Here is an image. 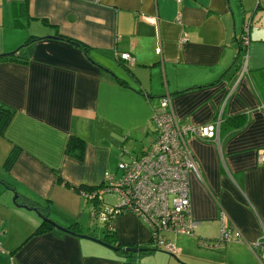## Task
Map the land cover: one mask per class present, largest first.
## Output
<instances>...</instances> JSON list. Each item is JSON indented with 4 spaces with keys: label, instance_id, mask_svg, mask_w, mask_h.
<instances>
[{
    "label": "crops",
    "instance_id": "1",
    "mask_svg": "<svg viewBox=\"0 0 264 264\" xmlns=\"http://www.w3.org/2000/svg\"><path fill=\"white\" fill-rule=\"evenodd\" d=\"M243 34L248 42L238 53ZM123 51L132 62L117 57ZM232 61L246 72L224 74ZM259 79L264 0H0V102L13 109L0 134V264H154L156 257L159 264H264V250L251 245L264 224ZM164 95L181 122L220 116L217 140L185 135L200 173H187L193 233L165 232L176 247L167 255L153 248L137 215H115L113 242L149 240V261L123 259L55 227L25 239L41 219L21 203L95 235L93 203L79 190L112 171L113 156L130 158L150 145L151 112ZM70 135L83 139L82 159L66 153ZM11 148L18 152L5 169ZM221 210L231 237L215 246L205 237Z\"/></svg>",
    "mask_w": 264,
    "mask_h": 264
},
{
    "label": "built area",
    "instance_id": "2",
    "mask_svg": "<svg viewBox=\"0 0 264 264\" xmlns=\"http://www.w3.org/2000/svg\"><path fill=\"white\" fill-rule=\"evenodd\" d=\"M247 42L245 35H241L239 44L244 47ZM117 57L132 62L128 52H120ZM218 118L219 114L213 121L202 124L181 122L174 114L168 96L161 97L151 112L155 136L150 145L139 155L119 159L116 166L120 174L117 177L104 170L102 180L96 186L80 189L79 193L86 199H98L97 218L109 220L106 228H112L115 215L130 211L146 224L149 239L156 248L174 252V243L164 233L192 234L197 224L190 211L187 173L194 171L198 176L200 173L185 135L190 133L199 138L217 140ZM255 156L258 162L264 163V144L256 148ZM110 190L120 196L119 204L102 200V195ZM225 219L221 210L215 246L231 237V225L227 226ZM235 234L239 239V233ZM199 242L204 244L202 239ZM251 245L264 250V224L260 236Z\"/></svg>",
    "mask_w": 264,
    "mask_h": 264
},
{
    "label": "trees",
    "instance_id": "3",
    "mask_svg": "<svg viewBox=\"0 0 264 264\" xmlns=\"http://www.w3.org/2000/svg\"><path fill=\"white\" fill-rule=\"evenodd\" d=\"M58 36L60 38L66 39V40H68V41H70L72 43H76L79 46L83 47V44L79 43L77 40L70 39V38L65 37L63 35H60V34ZM239 39H240V37H239ZM242 51H243V47L239 44V41H238V50H237V52L239 53V52H242ZM258 84L264 86V80L261 81V79H259L258 80ZM12 112H13V109L9 105L0 102V134H2V132L4 131V128H5L6 124H7V122L9 121ZM83 147H84V143H83V139L81 137H79L77 135H70L68 140H67V144L65 146V151H66L67 154H69V155H71L73 157H76L77 159H82V157H83ZM17 152H18V149H15V148H11L7 152L6 156L4 157V159L2 161V166L5 169H9L10 168L11 164L13 163V161L16 158V153ZM116 168H117V166H116ZM109 172H112V171H109ZM55 180L57 182H62V180H63L60 177L58 172H55ZM103 195H102V200H103ZM88 200L92 201V203H93L92 205H93L94 208H97L99 206V204L96 202V201H98V199L95 198V200H93V199H88ZM28 205L32 206L33 204H28ZM36 208L42 214V212L39 210V208L38 207H36ZM42 215H44V214H42ZM108 222L109 221H107L105 224L107 225ZM49 227H53L54 228V226L51 223L46 222L45 220H40V222L32 229V231L25 237V239L29 238L32 235L39 234V233H41L42 231H44L45 229H47ZM76 229L77 228H72V230H74V231H76ZM107 231L110 232V234H111L112 228H107ZM102 238L104 240H106V241L114 243L113 239H110L107 236V234H105L104 237H102ZM23 242L24 241H21L20 244H22ZM145 250H147V249L145 248ZM145 250H143V251H145ZM149 250H151V249H149ZM120 252H123V251H120ZM123 254H127V252H124Z\"/></svg>",
    "mask_w": 264,
    "mask_h": 264
},
{
    "label": "rangeland",
    "instance_id": "4",
    "mask_svg": "<svg viewBox=\"0 0 264 264\" xmlns=\"http://www.w3.org/2000/svg\"><path fill=\"white\" fill-rule=\"evenodd\" d=\"M238 59V58H237ZM233 62V63H232ZM231 62V64L227 67V69L225 70V71H223V73L225 74L226 72H228V71H230L232 68L233 69H235L237 72H242V70H244V72H246V68L244 69L243 67H240V69H239V67L238 66H236V64H235V61H232ZM235 64V65H234ZM235 66V67H234ZM231 68V69H230ZM168 95H164V97H167ZM161 97H163V96H161ZM160 97V98H161ZM159 98V99H160ZM168 98H169V102H170V104H171V101H170V97L168 96ZM158 99V100H159ZM171 108H172V104H171ZM219 122H220V116H219V118H218V124H217V126H216V130H215V132L217 131L218 132V125H219ZM186 123V122H185ZM192 124V123H191ZM127 158H129L128 156H123V157H121V159H127ZM120 159V157L119 158H117V157H115V156H113L111 159H110V164H112V173H114V175L117 177L119 174H120V172H119V170L116 168V164H117V160H119ZM101 180H102V178H101ZM12 191V190H11ZM13 195H14V191H12V194H11V199L13 198ZM103 201H105V202H109V203H111V204H119L120 203V196L115 192V191H113V190H110V191H107V192H105L104 193V195H103ZM91 228L92 229H94V231L93 232H95V235H97V236H101L102 237V235H103V237H104V234L106 233L107 234V236L110 238V239H112L113 237H114V234H113V232H111V234H110V232H108L107 230H106V227H105V224H104V222H101V221H99V220H97V219H91ZM209 227L213 230V235L212 236H210V237H208V236H206L205 238L207 239V240H212L213 242H214V240H215V238H217V236H218V233H219V221H213V222H211L210 224H209ZM214 238V239H213ZM99 244V243H98ZM100 245V247H102L103 249H110L109 247H106V246H104V245H102V244H99ZM142 246L143 247H145V248H147V250H145V251H142L139 255L137 254L138 252H140V251H134V252H132V256L134 257V258H136V257H140L141 255L142 256H144V257H147V258H145L147 261H149L150 259H151V257H149V256H151V255H153V254H151L152 253V251H150L149 250V248H151V242L149 241V240H147V241H145L143 244H142ZM111 250V249H110ZM114 253V255H116V256H118V254L116 253V252H114V251H112L111 250V252L110 253ZM124 253V252H123ZM154 253V252H153ZM159 253L160 252H157L156 251V254L155 255H159ZM163 253H165V254H167V255H170V254H168V253H166V252H163ZM120 257H122L123 259L125 258L123 255H121ZM174 258V257H173ZM155 260V262H154V264H159L160 262L158 261V257H156V259H154ZM141 262V261H140ZM139 262V263H140ZM138 263V264H139Z\"/></svg>",
    "mask_w": 264,
    "mask_h": 264
},
{
    "label": "water",
    "instance_id": "5",
    "mask_svg": "<svg viewBox=\"0 0 264 264\" xmlns=\"http://www.w3.org/2000/svg\"><path fill=\"white\" fill-rule=\"evenodd\" d=\"M45 37H57L56 35H46ZM16 192H14V195H13V202L16 204V202L14 201L16 199ZM21 206L23 207H27V208H30L32 210H34L40 217L41 220H45L46 222H49L51 223L55 228L59 229V230H62V231H65V232H68L72 235H75V236H78V237H84V238H87L88 240H91V241H94L96 243H99V244H102L106 247H109L112 251L116 252L118 254V256L120 255H123V252H127V254H124L125 256L131 254L132 252L134 251H143L145 250V248L143 247H139V246H135V245H131V244H115V243H112V242H109V241H106L104 240L101 236H97V235H93L89 232H80V231H74L70 228H68L67 226H62L60 224H58L56 221H53L51 220L49 217L45 216V215H42L38 209L36 208V206H28L24 203H21L20 204ZM88 230V229H87ZM107 230V228H106ZM106 234V233H105ZM104 234V235H105ZM120 251H123V252H120ZM162 251H165V250H162ZM167 253H170L168 251H165ZM139 253V252H138ZM175 258V257H174Z\"/></svg>",
    "mask_w": 264,
    "mask_h": 264
},
{
    "label": "bare ground",
    "instance_id": "6",
    "mask_svg": "<svg viewBox=\"0 0 264 264\" xmlns=\"http://www.w3.org/2000/svg\"><path fill=\"white\" fill-rule=\"evenodd\" d=\"M92 215H93V217H94L95 219L99 220V219L97 218V209H96V208H93ZM99 221L106 223V222L109 221V220H108V219H105V220H99ZM112 229H113V228H112ZM153 246H154V245H153ZM153 248L156 249L155 246H154Z\"/></svg>",
    "mask_w": 264,
    "mask_h": 264
}]
</instances>
